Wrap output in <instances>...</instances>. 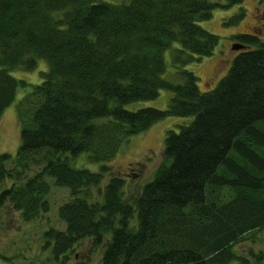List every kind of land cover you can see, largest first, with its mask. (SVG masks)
I'll use <instances>...</instances> for the list:
<instances>
[{
    "label": "trees",
    "instance_id": "1",
    "mask_svg": "<svg viewBox=\"0 0 264 264\" xmlns=\"http://www.w3.org/2000/svg\"><path fill=\"white\" fill-rule=\"evenodd\" d=\"M238 1L0 0V114L28 85L10 71L33 69L38 58L48 65L17 102L20 143L15 154L0 152V184L11 180L0 202L30 220L50 208L46 175L67 186L57 207L65 227L45 231L56 258L110 231L101 264H264V248H234L264 231V42L253 31L236 33L245 47L207 90L185 67L219 40L199 22ZM174 41L176 81L162 76ZM161 88L172 91L166 107H126ZM168 115L191 119L166 130L162 160L132 202L108 163L92 170L66 155L110 160L123 141Z\"/></svg>",
    "mask_w": 264,
    "mask_h": 264
},
{
    "label": "rangeland",
    "instance_id": "2",
    "mask_svg": "<svg viewBox=\"0 0 264 264\" xmlns=\"http://www.w3.org/2000/svg\"><path fill=\"white\" fill-rule=\"evenodd\" d=\"M220 1L224 2V0ZM263 3L264 0H240L228 6L218 5L213 9L209 18L199 22L204 28L219 36L212 54L185 65L197 75V83L201 90L213 88L219 79L227 73L237 51L232 48V44L236 42V33L253 31L258 33L264 42V27L261 17ZM239 10L243 11V16L238 22H223L225 18L238 13ZM179 46V42L174 41L164 51L166 67L162 76L172 81L178 80L171 63V57L175 48ZM47 67L46 60L38 58L33 69L17 67L10 71L16 78L28 82V85L17 87L14 100L0 114V152L9 151L15 154L20 143L17 102L32 88L33 84L41 82V72L47 70ZM171 95L170 89L161 88L154 98L134 100L126 103V107L131 109L142 106L164 108ZM190 119V116L168 115L154 121L145 130L135 133L123 141L110 160L93 161L89 159L87 151H81L75 156L66 152V155L72 165L92 170H98L101 163H108L114 173L120 174L125 179L122 195L124 199L132 202L140 194L143 185L152 178L162 160L163 138L166 130L170 127L178 129V124L188 122ZM113 172L105 175L101 183L102 186H105ZM45 178L51 184L50 192L47 195L50 208L41 212L36 218L24 220L19 211L11 207L8 202H0V264H101V255L111 236L110 231L103 232L100 243L94 244L91 237L82 238L66 253L65 260L52 255L45 231L51 226L65 227V222L57 214V207L69 197V191L67 186L55 185L52 176L46 175ZM10 182V179H6L1 183L0 190ZM92 191V196H96V187H92ZM97 197L100 200L103 199L101 195ZM134 222L135 219H131L130 223L134 224ZM257 234L259 238L256 240L244 239L235 244L236 251L249 255L250 250L264 248V243L260 239L264 237V231H259Z\"/></svg>",
    "mask_w": 264,
    "mask_h": 264
},
{
    "label": "water",
    "instance_id": "3",
    "mask_svg": "<svg viewBox=\"0 0 264 264\" xmlns=\"http://www.w3.org/2000/svg\"><path fill=\"white\" fill-rule=\"evenodd\" d=\"M262 18L264 20V5H263V9H262ZM240 47H245V45L240 44L238 42H235L232 44V48H234V49H239Z\"/></svg>",
    "mask_w": 264,
    "mask_h": 264
}]
</instances>
